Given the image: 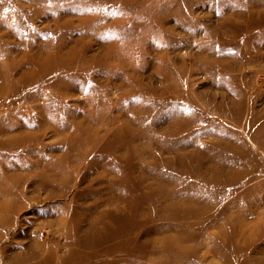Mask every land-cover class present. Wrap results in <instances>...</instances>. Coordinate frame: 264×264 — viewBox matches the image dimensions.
Returning a JSON list of instances; mask_svg holds the SVG:
<instances>
[{"label": "rangeland", "instance_id": "rangeland-1", "mask_svg": "<svg viewBox=\"0 0 264 264\" xmlns=\"http://www.w3.org/2000/svg\"><path fill=\"white\" fill-rule=\"evenodd\" d=\"M0 264H264V0H0Z\"/></svg>", "mask_w": 264, "mask_h": 264}]
</instances>
